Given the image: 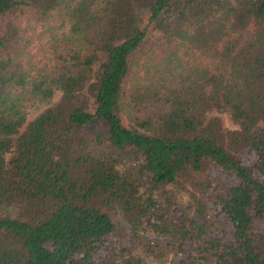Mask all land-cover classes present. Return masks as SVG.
I'll return each mask as SVG.
<instances>
[{
    "label": "trees",
    "instance_id": "obj_1",
    "mask_svg": "<svg viewBox=\"0 0 264 264\" xmlns=\"http://www.w3.org/2000/svg\"><path fill=\"white\" fill-rule=\"evenodd\" d=\"M139 244L264 264V0H0V264Z\"/></svg>",
    "mask_w": 264,
    "mask_h": 264
},
{
    "label": "rangeland",
    "instance_id": "obj_2",
    "mask_svg": "<svg viewBox=\"0 0 264 264\" xmlns=\"http://www.w3.org/2000/svg\"><path fill=\"white\" fill-rule=\"evenodd\" d=\"M58 95H59V91L56 90L52 96L50 103L55 102L58 98ZM46 106H47L46 104H41V103H37V104H34L32 106H29L27 108L28 119L35 117ZM222 117H223V123L226 127H233V124L230 122V120L228 119V117L226 115H222ZM87 130L89 132H92V131L104 132V130L98 125L97 122H93L91 124V126L87 127ZM112 219L115 222L117 228H119V229H126L127 228L126 223L122 220V218L120 217V214L118 212L113 213ZM147 236L151 237V238L154 237V235L152 233H147ZM135 252L141 256V258L143 259V261L146 264H159V263H161V261L154 259L151 255H149L146 251H144V248L142 247L141 244L136 246ZM163 264H167V262H165Z\"/></svg>",
    "mask_w": 264,
    "mask_h": 264
}]
</instances>
